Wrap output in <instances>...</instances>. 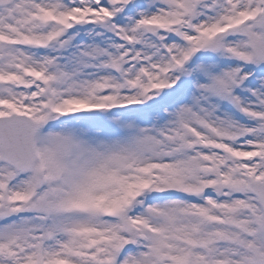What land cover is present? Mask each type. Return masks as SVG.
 <instances>
[{
  "label": "snow or ice",
  "instance_id": "1",
  "mask_svg": "<svg viewBox=\"0 0 264 264\" xmlns=\"http://www.w3.org/2000/svg\"><path fill=\"white\" fill-rule=\"evenodd\" d=\"M0 264H264V0H0Z\"/></svg>",
  "mask_w": 264,
  "mask_h": 264
}]
</instances>
